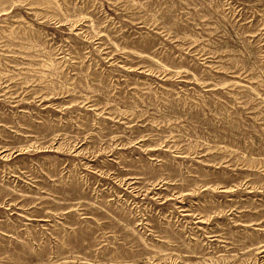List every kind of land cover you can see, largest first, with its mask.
<instances>
[{
  "label": "rangeland",
  "instance_id": "1",
  "mask_svg": "<svg viewBox=\"0 0 264 264\" xmlns=\"http://www.w3.org/2000/svg\"><path fill=\"white\" fill-rule=\"evenodd\" d=\"M0 264H264V0H0Z\"/></svg>",
  "mask_w": 264,
  "mask_h": 264
}]
</instances>
